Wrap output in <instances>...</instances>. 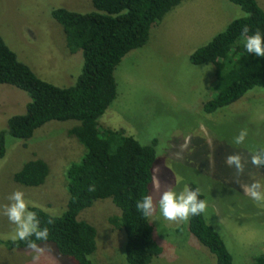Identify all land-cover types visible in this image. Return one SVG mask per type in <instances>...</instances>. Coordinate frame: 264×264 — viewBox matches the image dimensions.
<instances>
[{"label": "rangeland", "instance_id": "rangeland-1", "mask_svg": "<svg viewBox=\"0 0 264 264\" xmlns=\"http://www.w3.org/2000/svg\"><path fill=\"white\" fill-rule=\"evenodd\" d=\"M264 10V0H256ZM85 12L91 0H0V35L42 80L57 86L74 83L82 67L81 51L70 54L64 33L52 19L55 7ZM243 15L227 0H184L150 29L147 43L128 52L116 67L117 94L99 118V129L123 130L140 144L157 140L153 181L149 194L158 201L166 190L182 191L193 181L206 197L204 212L208 224L219 232L233 264H255L264 256V207L246 195L245 186L264 184V171L251 164V151L264 147V90L255 87L235 103L212 114L202 111L214 93L212 62L192 65L191 51L221 32L233 18ZM204 21V23L202 22ZM30 101L27 92L0 84V131L10 117L25 113ZM76 121H49L28 140L6 136V154L0 158V211L16 190L25 193L30 206L61 215L68 201L66 170L77 163L84 148L69 134ZM241 129L248 135L241 145L233 143ZM238 153L245 163L240 174L225 163ZM41 159L49 172L44 183L24 187L13 175L31 159ZM264 191V188L260 189ZM120 215L110 199H100L78 214L97 231V247L90 256L94 264H126L122 230L108 219ZM153 237L162 253L151 264H216L214 255L189 232L187 222H170L157 211L148 218ZM15 226L0 214V264H34L27 248L8 249ZM45 243H42L44 246ZM35 264H76L58 253L52 243Z\"/></svg>", "mask_w": 264, "mask_h": 264}, {"label": "trees", "instance_id": "trees-1", "mask_svg": "<svg viewBox=\"0 0 264 264\" xmlns=\"http://www.w3.org/2000/svg\"><path fill=\"white\" fill-rule=\"evenodd\" d=\"M184 0H91L92 9L79 12L55 7L50 15L63 30L70 54L81 51L82 67L73 84L57 86L39 78L17 58L0 35V84L10 85L28 93L30 101L25 113L9 118L0 131V158L6 154L9 135L18 140L30 139L45 123L76 121L69 129L83 146L77 163L66 170L68 201L61 215L53 216L44 209L30 206L37 213L41 227L49 228L47 242L59 254L71 257L76 264H94L89 259L97 247V231L78 214L100 199H110L120 215L108 219L114 229L122 230L126 264H151L162 253L153 237L152 226L136 209V202L149 195L156 161V139L140 144L123 130L99 129V118L116 98V67L131 50L144 46L151 27ZM240 8L243 15L231 19L221 31L188 55L192 65L212 62L214 95L202 105L205 114L227 107L249 90H264V57L249 54L244 48L242 27L248 25L249 35H264V10L256 0H227ZM262 147H255L259 149ZM264 171V167H260ZM49 172L45 161L35 158L25 162L13 175V181L24 187L44 183ZM187 186L199 189L195 182ZM94 188V191H89ZM200 199L206 201L200 191ZM55 217L48 225L47 219ZM189 232L215 257L216 264H233L223 238L205 220L204 213L187 221ZM34 239V237H33ZM8 249L27 248L24 241L8 240ZM264 264V256L255 259Z\"/></svg>", "mask_w": 264, "mask_h": 264}, {"label": "clouds", "instance_id": "clouds-1", "mask_svg": "<svg viewBox=\"0 0 264 264\" xmlns=\"http://www.w3.org/2000/svg\"><path fill=\"white\" fill-rule=\"evenodd\" d=\"M248 25H244L241 35L244 40V48L249 54L256 57H264V35L259 31L249 35ZM248 135L247 129H241L239 134L234 137L233 143L241 145ZM251 164L257 168L264 167V147L253 149L250 153ZM225 163L242 174L245 171V163L238 153L229 154L225 158ZM264 184L260 181H254L250 186H245V193L257 206L264 207ZM153 189L159 192L160 185L156 177H153ZM94 191V188H89ZM200 190L191 189L185 186L182 191L174 190L163 191L158 201H154L153 195H145L136 202V209L142 213L145 218L153 216L157 211V206L162 217L170 222H187L190 217L204 213L207 208L205 200L199 198ZM9 203L3 205L0 214L7 217L8 221L15 226L10 239L13 242L24 241L27 249L33 253V262H38L48 251L46 243L44 246L37 241L47 242L49 239V228L41 227V221L35 211L30 210L29 202L25 199V193L21 190L12 192L7 197ZM46 223L52 225L55 223V217L50 216ZM34 237V239H33ZM91 259V257H88Z\"/></svg>", "mask_w": 264, "mask_h": 264}, {"label": "crops", "instance_id": "crops-1", "mask_svg": "<svg viewBox=\"0 0 264 264\" xmlns=\"http://www.w3.org/2000/svg\"><path fill=\"white\" fill-rule=\"evenodd\" d=\"M202 22L204 23V21L202 20Z\"/></svg>", "mask_w": 264, "mask_h": 264}]
</instances>
